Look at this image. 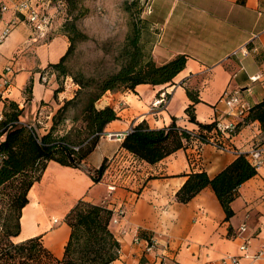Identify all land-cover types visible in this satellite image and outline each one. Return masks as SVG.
Instances as JSON below:
<instances>
[{
    "label": "crops",
    "instance_id": "1",
    "mask_svg": "<svg viewBox=\"0 0 264 264\" xmlns=\"http://www.w3.org/2000/svg\"><path fill=\"white\" fill-rule=\"evenodd\" d=\"M33 2L39 5L40 0ZM52 13V27L45 38H38L19 21L0 41V74L6 66L13 71L0 109L4 111L6 102L16 104L19 123L31 127L39 137L49 130L55 111L76 91V86L64 82L63 90L55 95L59 87L55 75L48 83L40 80L42 72L59 62L69 47L60 12L54 8ZM13 18L12 11L0 13V37ZM147 20V30L154 36L150 42L153 62L161 66L185 55L183 70L171 84L106 92L96 102L97 109L110 107L117 117L106 125L82 164L96 170L104 163L100 181L93 182L83 169L48 162L40 180L28 191L20 234L14 241L41 237L42 245L61 259L70 235L65 216L78 201H84L106 207L112 217L120 209L124 212L117 224L109 226L119 244L118 258L110 264H220L227 257H235L237 264H264V134L257 121L242 124L233 136L222 137L225 150L191 140L154 165L125 151L123 139L106 138L107 134L126 133L142 122L150 129L174 123L197 133V125L185 114L191 104L187 91L199 100L194 114L200 124L238 121L221 101L233 91H239L248 108L262 101L264 0H154ZM241 48L247 55L238 52ZM252 77L258 78L251 81ZM159 100L161 105L154 107ZM256 147L261 149L263 163L238 188L229 220L209 187L187 204L175 201L186 175L204 172L212 178L239 154ZM111 185L115 186L112 193L107 190ZM136 238L141 240L136 243ZM147 241L153 245L148 253Z\"/></svg>",
    "mask_w": 264,
    "mask_h": 264
},
{
    "label": "trees",
    "instance_id": "2",
    "mask_svg": "<svg viewBox=\"0 0 264 264\" xmlns=\"http://www.w3.org/2000/svg\"><path fill=\"white\" fill-rule=\"evenodd\" d=\"M84 0H55L54 8L60 12L62 28L69 47L56 64L49 65L56 79L70 77L78 89L55 111L46 134L37 136L18 121L20 110L12 102L4 106V120L0 123V264H110L118 258L119 244L110 231L112 211L104 206L78 201L65 216L70 229L68 241L61 259H56L42 245L41 237L21 242L14 239L20 234L22 209L28 203V191L38 182L48 162L61 166L83 169L97 183L104 172V163L98 169L83 167L86 158L96 148L106 125L117 119L110 107L97 109L96 102L106 92L130 91L138 85L160 86L171 84L173 78L183 70L187 57L178 55L164 65L157 66L140 43L139 30L134 24L127 34L118 59L122 61L117 72L103 78L71 73L66 65L75 36H79L75 22L82 17L80 4ZM76 12V14H75ZM60 81V80H58ZM63 90L62 81L55 95ZM191 104L185 109L190 123L198 127L197 133L187 132L172 123L167 128L150 129L142 122L125 136L121 147L134 158L154 165L185 147L191 140L210 143L219 136L215 124H200L195 120L194 105L199 103L195 93L187 91ZM74 110L72 117L68 112ZM81 120L82 128L73 124ZM67 121L72 127L62 135L58 127ZM257 121L264 134V99L249 107L238 122ZM228 137V136H227ZM256 175L245 154H239L222 171L210 178L206 173H191L175 194V201L187 204L200 191L209 187L214 192L225 220L233 216L231 203L237 197L238 188Z\"/></svg>",
    "mask_w": 264,
    "mask_h": 264
},
{
    "label": "rangeland",
    "instance_id": "3",
    "mask_svg": "<svg viewBox=\"0 0 264 264\" xmlns=\"http://www.w3.org/2000/svg\"><path fill=\"white\" fill-rule=\"evenodd\" d=\"M153 1H82L79 8L83 15L75 22L79 36H75L72 52L66 62L69 71L81 72L85 76L94 78H103L117 72L122 63L118 59L119 53L134 24L139 30L143 50L151 58L150 42L154 36L147 30L149 25L147 17ZM58 80L62 81V87L64 82L76 86L70 77L57 78ZM60 81H58L59 85ZM74 113V110H70L68 116L72 117ZM83 126L80 119L73 124L77 129ZM71 127L72 123L67 121L63 126L58 127V132L62 135ZM34 128L36 129V126Z\"/></svg>",
    "mask_w": 264,
    "mask_h": 264
},
{
    "label": "built area",
    "instance_id": "4",
    "mask_svg": "<svg viewBox=\"0 0 264 264\" xmlns=\"http://www.w3.org/2000/svg\"><path fill=\"white\" fill-rule=\"evenodd\" d=\"M55 0H40L39 5L34 3L33 0H0V13H5L7 11H12L14 13V18L6 23V27L0 37V41L4 39L10 30L19 22L22 21L27 24L32 31L36 34L38 38H45L52 27L53 13ZM238 52L245 56L248 51L245 48H241ZM236 52L233 53L235 55ZM13 71L11 67L6 66L2 73L0 74V103L6 101L8 89L11 86ZM53 76V72L43 71L40 75V80L43 83H48V80ZM258 77H252L251 81H255ZM221 101L223 104L233 110V116L240 121L247 113L248 107L241 100L239 91H233L230 94H225L222 96ZM162 100L153 103V106H160ZM4 120V113L0 109V123ZM238 121H230L223 123L221 121H215V128L219 136L212 139L210 144L213 145L218 150H225L226 146L222 142V137L233 136L237 132ZM29 130L32 129L26 126ZM132 131L130 129L126 133L119 134H107L106 138L109 140L120 141L125 138L127 134ZM247 161L255 169L260 167L263 163L261 157V149L254 148L249 153L245 154ZM108 192L112 193L115 191V186L111 185L107 188ZM123 211L118 210L117 216L110 219V224H117L118 218L123 215ZM113 215V213H112ZM243 230V227L242 229ZM141 239L136 238L135 242L138 243ZM153 249L152 243L146 242L145 252L148 253ZM246 249L245 245L240 247L241 251ZM262 253L258 254L260 257ZM237 259L235 257H227L220 261V264H237Z\"/></svg>",
    "mask_w": 264,
    "mask_h": 264
}]
</instances>
